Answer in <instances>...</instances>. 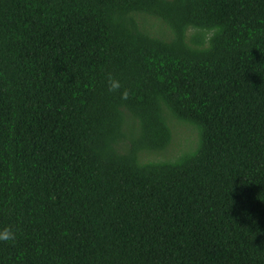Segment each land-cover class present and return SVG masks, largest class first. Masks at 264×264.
Here are the masks:
<instances>
[{
	"label": "trees",
	"instance_id": "obj_1",
	"mask_svg": "<svg viewBox=\"0 0 264 264\" xmlns=\"http://www.w3.org/2000/svg\"><path fill=\"white\" fill-rule=\"evenodd\" d=\"M169 118L200 145L144 163ZM6 227L0 264H264V0H0Z\"/></svg>",
	"mask_w": 264,
	"mask_h": 264
},
{
	"label": "rangeland",
	"instance_id": "obj_2",
	"mask_svg": "<svg viewBox=\"0 0 264 264\" xmlns=\"http://www.w3.org/2000/svg\"><path fill=\"white\" fill-rule=\"evenodd\" d=\"M149 24L153 25L155 22L150 20ZM169 121H171L174 137L171 147L161 155L152 154L145 156L143 158L144 163L175 161L184 154L195 151L200 145L199 134L195 129L191 126L176 122L174 118H169Z\"/></svg>",
	"mask_w": 264,
	"mask_h": 264
},
{
	"label": "clouds",
	"instance_id": "obj_3",
	"mask_svg": "<svg viewBox=\"0 0 264 264\" xmlns=\"http://www.w3.org/2000/svg\"><path fill=\"white\" fill-rule=\"evenodd\" d=\"M121 87L119 81L115 79L110 80V91H117ZM17 238L16 232L11 227L0 229V242H14Z\"/></svg>",
	"mask_w": 264,
	"mask_h": 264
}]
</instances>
